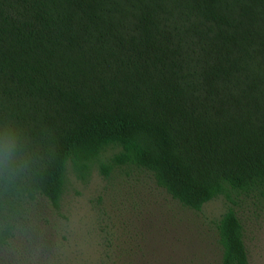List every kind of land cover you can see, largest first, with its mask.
I'll return each instance as SVG.
<instances>
[{
    "label": "trees",
    "instance_id": "16d2710c",
    "mask_svg": "<svg viewBox=\"0 0 264 264\" xmlns=\"http://www.w3.org/2000/svg\"><path fill=\"white\" fill-rule=\"evenodd\" d=\"M9 122L42 165L39 243L71 176L139 171L195 212L223 198L220 264H249L236 208L264 202V0H0ZM108 252L97 264H119Z\"/></svg>",
    "mask_w": 264,
    "mask_h": 264
},
{
    "label": "rangeland",
    "instance_id": "374dc122",
    "mask_svg": "<svg viewBox=\"0 0 264 264\" xmlns=\"http://www.w3.org/2000/svg\"><path fill=\"white\" fill-rule=\"evenodd\" d=\"M225 209L223 198L201 212L183 208L139 171L109 180L95 172L88 183L71 176L63 216L43 212V243L27 264H40L48 251L57 252L59 259L45 264H97L106 246L112 262L119 264H220L215 224ZM236 209L249 264H264V202L248 201Z\"/></svg>",
    "mask_w": 264,
    "mask_h": 264
},
{
    "label": "clouds",
    "instance_id": "9594fccd",
    "mask_svg": "<svg viewBox=\"0 0 264 264\" xmlns=\"http://www.w3.org/2000/svg\"><path fill=\"white\" fill-rule=\"evenodd\" d=\"M41 171L38 154L23 132L10 122L0 124V249L18 264H25V252L34 256L40 250L32 198Z\"/></svg>",
    "mask_w": 264,
    "mask_h": 264
}]
</instances>
